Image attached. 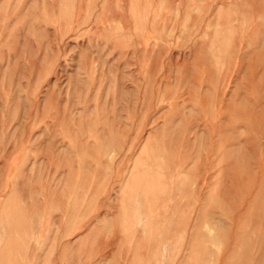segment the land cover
<instances>
[{"label": "rangeland", "instance_id": "rangeland-1", "mask_svg": "<svg viewBox=\"0 0 264 264\" xmlns=\"http://www.w3.org/2000/svg\"><path fill=\"white\" fill-rule=\"evenodd\" d=\"M0 264H264V0H0Z\"/></svg>", "mask_w": 264, "mask_h": 264}]
</instances>
